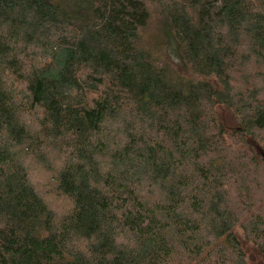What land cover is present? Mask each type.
<instances>
[{"label": "trees", "instance_id": "1", "mask_svg": "<svg viewBox=\"0 0 264 264\" xmlns=\"http://www.w3.org/2000/svg\"><path fill=\"white\" fill-rule=\"evenodd\" d=\"M262 167L264 0H0V264H264Z\"/></svg>", "mask_w": 264, "mask_h": 264}, {"label": "rangeland", "instance_id": "2", "mask_svg": "<svg viewBox=\"0 0 264 264\" xmlns=\"http://www.w3.org/2000/svg\"><path fill=\"white\" fill-rule=\"evenodd\" d=\"M156 17L153 18V22L150 24V26L146 29V31L143 33V41L146 44L147 48H150L152 50L158 49L159 46V40L157 38H154L152 35L155 33V20ZM52 167H54V164H51ZM33 168V170H32ZM31 169V179L36 187L39 194L46 200V202L49 204L51 209L56 213L58 216H62L65 213H67L69 209L68 201L59 196L55 190H54V184H53V173L50 169H48L47 166L41 165H32ZM261 176L264 174V168L262 167L260 169ZM258 191V189H255ZM264 200V196H263ZM240 201H238L239 203ZM259 206H261L259 204ZM246 216H244V220H246ZM253 257L256 258L255 264H261V262H258L260 258L259 255H253Z\"/></svg>", "mask_w": 264, "mask_h": 264}]
</instances>
